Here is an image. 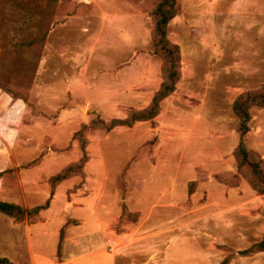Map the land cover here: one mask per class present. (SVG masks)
<instances>
[{"label": "rangeland", "instance_id": "374dc122", "mask_svg": "<svg viewBox=\"0 0 264 264\" xmlns=\"http://www.w3.org/2000/svg\"><path fill=\"white\" fill-rule=\"evenodd\" d=\"M158 2L0 0V201L28 209L50 201L33 218L0 214V255L12 263L143 262L118 257L147 235L151 214H221L219 243L201 229L173 234L219 247L222 264L242 256L230 231L247 232L249 257L261 253L264 194L238 169L233 105L264 87V0H177L168 29L181 50L175 92L153 120L109 131L148 108L162 85L152 43ZM250 113L246 147L264 168V108ZM83 143L84 167L54 184L81 162ZM111 239L120 245L114 253Z\"/></svg>", "mask_w": 264, "mask_h": 264}, {"label": "trees", "instance_id": "16d2710c", "mask_svg": "<svg viewBox=\"0 0 264 264\" xmlns=\"http://www.w3.org/2000/svg\"><path fill=\"white\" fill-rule=\"evenodd\" d=\"M177 0H159L155 11L152 15L154 29L152 33V43L155 49L163 57V82L155 94L150 106L142 111L132 113L124 120H113L107 125V129L113 130L117 127H132L139 122H147L156 118L161 109L162 103L171 96L180 81L181 71V50L176 44H173L168 37V29L171 21L177 16ZM32 45V43L30 44ZM264 108V87L258 92H248L240 95L234 105L233 111L239 120L238 134L240 136V143L235 150L234 157L238 165V169L246 168L248 181L254 186L259 194H264V168L262 161L256 160L255 156L246 147L245 137L250 132V122L252 116L250 110L253 107ZM82 142L83 138L79 139ZM83 158L79 164H74L66 167L52 179L54 184L65 181L71 178L79 169H82L87 162L85 153V145L82 144ZM50 205L48 200L44 205L34 207L31 209L22 207L18 204L0 201V214L8 216L16 220H25L38 216L42 211L47 210ZM64 240V232L61 231L58 255L60 256V248ZM254 247L241 251L242 256H248L249 252ZM264 252V246L259 250ZM0 264H14L9 259L0 255Z\"/></svg>", "mask_w": 264, "mask_h": 264}, {"label": "crops", "instance_id": "0c3cea01", "mask_svg": "<svg viewBox=\"0 0 264 264\" xmlns=\"http://www.w3.org/2000/svg\"><path fill=\"white\" fill-rule=\"evenodd\" d=\"M262 158L264 159V153H262ZM245 188V190L249 192L248 188ZM250 194L253 193L251 192ZM163 200L164 199L161 198L159 201L163 202ZM255 204V201L254 203L246 202V204H242L241 206L238 205L237 209H243L244 206L247 207L248 205L253 208V205ZM146 218H148L146 221L151 222L150 230L147 235L137 239L132 246H121L122 249L118 257V263L122 262V260L130 263V258L134 257V259H136L137 256L140 255L144 261L142 260L143 262L138 263L133 260L134 262H132V264H222V251L219 247L214 245L205 247L202 243L201 246L191 245L189 238L174 236L173 234L176 229L187 232H189L188 230L201 229L204 233L208 232L209 236H211L215 242L219 243L222 239L221 228L223 225V216L221 214L201 215V217H197L198 219H194L195 217L193 216L173 219L154 214H151ZM230 234L233 239L237 240L238 251L247 250L252 246V244H246L248 235L246 231H230ZM178 239L183 240V247L181 246L175 249L172 244ZM154 240H156V243L158 244L153 246L151 244L154 243ZM142 243H150L149 248L147 249V247H145L147 245L138 248L137 245H141ZM184 243H186L189 248H184V245H186ZM146 254H149V256L143 257ZM32 259L34 261V255L32 256ZM116 260L117 259L113 257L110 260L108 259L105 262H102V264H116ZM229 264H264V252L252 257L241 256L238 260L232 261Z\"/></svg>", "mask_w": 264, "mask_h": 264}, {"label": "built area", "instance_id": "2783aa9c", "mask_svg": "<svg viewBox=\"0 0 264 264\" xmlns=\"http://www.w3.org/2000/svg\"><path fill=\"white\" fill-rule=\"evenodd\" d=\"M119 242L116 239H111L108 241V251L114 253L117 248H119Z\"/></svg>", "mask_w": 264, "mask_h": 264}]
</instances>
